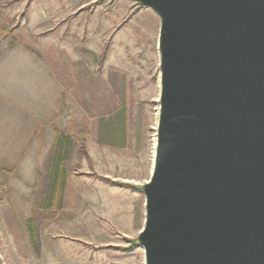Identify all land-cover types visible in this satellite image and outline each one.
I'll list each match as a JSON object with an SVG mask.
<instances>
[{"label": "rangeland", "instance_id": "rangeland-1", "mask_svg": "<svg viewBox=\"0 0 264 264\" xmlns=\"http://www.w3.org/2000/svg\"><path fill=\"white\" fill-rule=\"evenodd\" d=\"M160 20L132 0H0V264H145L142 185L157 144ZM126 114V144L99 141ZM73 144L63 207L27 221L56 132Z\"/></svg>", "mask_w": 264, "mask_h": 264}, {"label": "water", "instance_id": "water-1", "mask_svg": "<svg viewBox=\"0 0 264 264\" xmlns=\"http://www.w3.org/2000/svg\"><path fill=\"white\" fill-rule=\"evenodd\" d=\"M160 20L145 264H264V0H132Z\"/></svg>", "mask_w": 264, "mask_h": 264}, {"label": "trees", "instance_id": "trees-1", "mask_svg": "<svg viewBox=\"0 0 264 264\" xmlns=\"http://www.w3.org/2000/svg\"><path fill=\"white\" fill-rule=\"evenodd\" d=\"M99 141L109 144L113 148H123L126 144V114L124 109H119L107 120L101 119ZM72 138L64 132L57 131L55 141L49 150V161L45 169L47 186L39 202L35 203L32 215L27 221L32 244L38 246V220L41 214L52 208L63 207V193L66 187L67 172L64 162L69 158L72 148Z\"/></svg>", "mask_w": 264, "mask_h": 264}, {"label": "bare ground", "instance_id": "bare-ground-1", "mask_svg": "<svg viewBox=\"0 0 264 264\" xmlns=\"http://www.w3.org/2000/svg\"><path fill=\"white\" fill-rule=\"evenodd\" d=\"M151 173V172H150Z\"/></svg>", "mask_w": 264, "mask_h": 264}]
</instances>
